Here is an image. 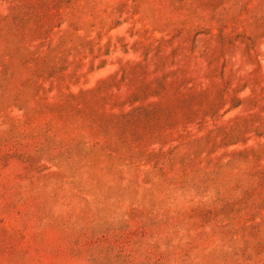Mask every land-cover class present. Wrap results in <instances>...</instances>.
<instances>
[{
	"label": "rangeland",
	"instance_id": "374dc122",
	"mask_svg": "<svg viewBox=\"0 0 264 264\" xmlns=\"http://www.w3.org/2000/svg\"><path fill=\"white\" fill-rule=\"evenodd\" d=\"M0 264H264V0H0Z\"/></svg>",
	"mask_w": 264,
	"mask_h": 264
}]
</instances>
